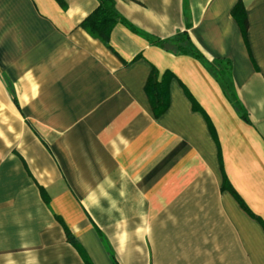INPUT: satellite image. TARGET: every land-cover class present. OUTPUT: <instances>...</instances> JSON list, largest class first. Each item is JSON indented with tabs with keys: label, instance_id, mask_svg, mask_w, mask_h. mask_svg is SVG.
I'll return each instance as SVG.
<instances>
[{
	"label": "crops",
	"instance_id": "crops-1",
	"mask_svg": "<svg viewBox=\"0 0 264 264\" xmlns=\"http://www.w3.org/2000/svg\"><path fill=\"white\" fill-rule=\"evenodd\" d=\"M98 5L0 0V264H264V0H115L110 46L81 26ZM182 32L246 118L149 39Z\"/></svg>",
	"mask_w": 264,
	"mask_h": 264
},
{
	"label": "trees",
	"instance_id": "trees-1",
	"mask_svg": "<svg viewBox=\"0 0 264 264\" xmlns=\"http://www.w3.org/2000/svg\"><path fill=\"white\" fill-rule=\"evenodd\" d=\"M98 7L87 16L81 26L93 37L100 39L107 46L109 45L110 35L113 28L120 22L126 23V19L119 14L115 6V0H98ZM242 12L241 4H238L234 9L235 15H240ZM135 32L138 29L132 26ZM152 43L167 47L169 42H173L177 46L179 53L191 54L200 59L209 70L219 80L230 101L239 109L241 115L246 118V110L240 103L231 78V67L229 62H222L221 60H208L203 53L195 46L191 38L186 32L179 33L168 39H161L154 36H149ZM159 71L153 68L148 82L146 84V92L151 101L152 107L157 116L161 115L169 106V81L172 77L171 72H166L163 79L158 80ZM234 191V190H233ZM72 239V235L69 234Z\"/></svg>",
	"mask_w": 264,
	"mask_h": 264
}]
</instances>
